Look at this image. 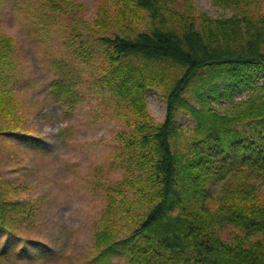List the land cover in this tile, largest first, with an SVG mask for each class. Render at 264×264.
Returning <instances> with one entry per match:
<instances>
[{
	"label": "rangeland",
	"instance_id": "obj_1",
	"mask_svg": "<svg viewBox=\"0 0 264 264\" xmlns=\"http://www.w3.org/2000/svg\"><path fill=\"white\" fill-rule=\"evenodd\" d=\"M254 1L264 11V0ZM119 4L124 6L122 0H0V264H86L106 219L122 235L152 206L148 199L160 184L145 158L150 145L140 139L165 121L166 93L162 85L147 87L140 111L129 94L111 91L104 81L111 67L105 38L133 35L150 23L149 12L138 8L131 26H124ZM189 7L201 20L234 12L215 0H176L178 13ZM144 64L180 71L172 62ZM217 83L222 96L210 93L209 102L220 112L229 108L228 94L248 97ZM197 87H187L183 96L199 107ZM181 112L173 120L184 140L180 146L192 153L194 121ZM253 127L237 126L246 134ZM255 204L264 206V186ZM231 231L238 233L226 229L223 238L232 240ZM257 240L263 235L246 243ZM43 250L53 253L38 255ZM109 258L119 261L116 254Z\"/></svg>",
	"mask_w": 264,
	"mask_h": 264
},
{
	"label": "trees",
	"instance_id": "obj_2",
	"mask_svg": "<svg viewBox=\"0 0 264 264\" xmlns=\"http://www.w3.org/2000/svg\"><path fill=\"white\" fill-rule=\"evenodd\" d=\"M122 1L124 9L121 4L118 9L124 13V26H131L129 20L138 8L149 12L150 23L133 35L105 38L111 67L104 81L111 91L129 94L140 111L147 87L163 86L165 121L140 139L150 145L145 158L160 187L132 231L119 235L105 220L86 264H264V241L246 243L256 233L264 237V206L254 205L264 186L261 5L254 0H215L230 6L233 14L223 18L206 14L201 20L190 7L178 13L176 0ZM151 59L172 62L180 71L148 69L144 62ZM219 80L228 90L239 88L248 97L235 100L228 94L229 108L220 112L209 102L210 93L215 99L222 96ZM196 83L199 107L183 96ZM177 110L194 121L192 153L180 146L184 140L173 120ZM245 123L254 126L248 134L237 128ZM231 228L238 233L231 231L232 240L224 239L223 231ZM111 254L119 261L111 262Z\"/></svg>",
	"mask_w": 264,
	"mask_h": 264
}]
</instances>
